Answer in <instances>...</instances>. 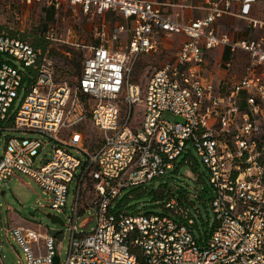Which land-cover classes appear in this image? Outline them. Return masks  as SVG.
<instances>
[{
    "label": "built area",
    "instance_id": "built-area-1",
    "mask_svg": "<svg viewBox=\"0 0 264 264\" xmlns=\"http://www.w3.org/2000/svg\"><path fill=\"white\" fill-rule=\"evenodd\" d=\"M201 1L204 15L178 22L157 0H0L6 8L34 5L55 15L67 3L86 16L123 21L108 26L102 19L95 26L96 42L73 82L57 81L46 54L0 30V184L26 175L51 209L65 212L75 182L64 260L56 235L11 226L5 237L9 233L21 249L18 264H264V34L237 41L216 35L213 24L230 13L232 0ZM234 1L240 8L232 14L253 29L264 27L249 15L256 0ZM160 34L186 39L141 90L128 81L130 64L138 54L156 52ZM217 44L249 55L242 77L223 90L202 74L205 50ZM166 112L179 120L164 119ZM86 119L97 135L92 150ZM12 131L26 135L5 134L2 144L3 133ZM49 143L51 154L39 157ZM189 145L209 172L215 222L208 236L200 241L177 219L185 211L174 196L163 208L176 218L115 209L123 189L173 171ZM85 189L93 200L83 207ZM89 208L94 212L85 216ZM92 221L89 230H78Z\"/></svg>",
    "mask_w": 264,
    "mask_h": 264
},
{
    "label": "rangeland",
    "instance_id": "rangeland-1",
    "mask_svg": "<svg viewBox=\"0 0 264 264\" xmlns=\"http://www.w3.org/2000/svg\"><path fill=\"white\" fill-rule=\"evenodd\" d=\"M65 6L67 10L56 16H44L33 6L16 5L14 8H6L4 4H0V30L30 42L46 54L51 60L57 81L73 82L81 71L83 57L89 52L90 46L96 42L94 28L101 22L102 17L86 16L77 7L68 6L67 3ZM257 6L260 17H263L264 0L263 2L258 1ZM47 11L52 13V9H47ZM115 19L109 15L104 16L108 26L113 25ZM119 37L121 45L124 46L128 43L129 33L127 30L120 32ZM162 41L172 43L167 38ZM175 49V46H167L163 49L160 45L156 52L138 54L130 64L128 81L139 85L142 90L150 74L171 58ZM17 65L20 67V64ZM241 93L244 97L243 92ZM21 97L22 94L17 103ZM163 118L171 121L179 120L177 116L168 112L163 114ZM211 123L212 120L209 119L208 124ZM5 134L26 135L22 131L5 132L2 135V144L5 140ZM40 138L45 140L44 137ZM188 149L191 150V157H188L187 162H183L184 155L179 156L173 171H168L164 176L147 181L140 188L128 187L123 189L116 203H121L120 207L127 210L128 213L149 212L167 214L176 218L175 215L163 208V203L167 200L164 194L172 189L175 197L181 199L184 207L187 206L189 209L190 226L194 235L198 236L200 232L211 228L215 219L210 207L212 195L209 172L196 151L190 145ZM51 152V143H49L40 152L39 157L44 155L47 157ZM71 152L80 159L85 158L81 152H76V150H71ZM35 164L37 165L38 162ZM74 188L75 182L69 189L65 212H56L48 206V196L28 176L17 173L10 181H4L0 184V264H18L17 254L22 255L21 249L12 240L11 235L8 233L7 238L5 237V229L16 225L47 232L51 235L56 233L57 252L60 260H64L69 240L67 217L71 214ZM93 212L94 209L89 208L84 215L89 216ZM51 215L59 216L64 225L52 223L50 221ZM93 225L94 221L90 222L86 228L80 227L78 230L87 231ZM31 245L35 251V242H32Z\"/></svg>",
    "mask_w": 264,
    "mask_h": 264
},
{
    "label": "crops",
    "instance_id": "crops-1",
    "mask_svg": "<svg viewBox=\"0 0 264 264\" xmlns=\"http://www.w3.org/2000/svg\"><path fill=\"white\" fill-rule=\"evenodd\" d=\"M163 3L162 11L164 14L169 15L173 20L178 22L187 21L190 18H196L205 14L206 10L201 7V0H157ZM263 2V0H256L251 4L250 16L264 21V16L260 17L257 6V2ZM222 6V2L219 4ZM240 5L237 1L232 0L230 4V13L223 14L218 18L214 24L213 28L216 35L227 34L231 41L237 40H250L252 38L258 37L264 34V27L251 28L246 20L238 17L237 15L232 14L239 10ZM109 15L113 18H116V23H122L123 21L115 17L112 14H105L104 16ZM97 17V16H96ZM164 38H167L172 41V43H166L162 41ZM173 38V39H172ZM158 39V50L160 45L165 49L168 47L175 46L176 49L182 41L186 39V36L183 34H170L164 35L160 34L157 36ZM175 49V50H176ZM175 52V51H174ZM173 52V54H174ZM172 54V57H173ZM171 57V58H172ZM169 58V59H171ZM168 59V60H169ZM249 60V55L240 49L230 50V48L224 44H217L214 47L205 50V62L202 66V74L209 78L215 86L223 90L226 89L228 85H231L237 80H239L243 73L244 67ZM244 62V63H243ZM229 63V66L226 64ZM22 226V225H16ZM1 263V260H0Z\"/></svg>",
    "mask_w": 264,
    "mask_h": 264
},
{
    "label": "trees",
    "instance_id": "trees-1",
    "mask_svg": "<svg viewBox=\"0 0 264 264\" xmlns=\"http://www.w3.org/2000/svg\"><path fill=\"white\" fill-rule=\"evenodd\" d=\"M33 8L35 9H38L39 13L44 15V16H47V15H55L53 10H52V13H49L46 9L44 8H40L38 6H34L33 5ZM60 14V13H59ZM56 16V15H55ZM12 35V34H11ZM81 72V71H80ZM80 76V73L77 77ZM85 124H84V128L86 130V133H87V145H88V148H90L91 150L93 149L94 145H95V141L97 140V135H96V131L93 130L94 128L91 126V124L88 122V119H86L85 121ZM89 135H90V139H89ZM184 155V158H183V162H187L188 161V157H191V151H188L186 153L183 154ZM142 186H139V187H133V188H140ZM82 195H83V207L90 204L92 202V196H91V193L88 192L86 189L83 190L82 192ZM164 196H166L167 198L171 197V196H174V191L172 189H169L165 194ZM176 200H177V204L178 206H180V208L182 210L185 211V216H181V215H177V219L180 220V221H183L184 223L186 224H189V227L191 228V216H190V212H189V209L187 208V206L184 207V203L181 199H179L178 197H175ZM121 203H116V207L115 209L117 211H123V212H127V210H124L120 207ZM195 210L197 211V209L195 208ZM145 213H148V212H145ZM193 222V220H192ZM194 223V222H193ZM213 226L211 228H208L206 230H204L202 233L200 232L199 235H198V239L201 241L202 238H204L205 236H208V234L211 232ZM192 229V228H191ZM198 229V228H197ZM199 230V229H198Z\"/></svg>",
    "mask_w": 264,
    "mask_h": 264
},
{
    "label": "water",
    "instance_id": "water-1",
    "mask_svg": "<svg viewBox=\"0 0 264 264\" xmlns=\"http://www.w3.org/2000/svg\"><path fill=\"white\" fill-rule=\"evenodd\" d=\"M50 221L52 223H57V224H59L61 226L64 225V222L62 221V219L59 216H57V215H51L50 216ZM54 235H56V233ZM55 260H56V263H57V257L55 258Z\"/></svg>",
    "mask_w": 264,
    "mask_h": 264
}]
</instances>
